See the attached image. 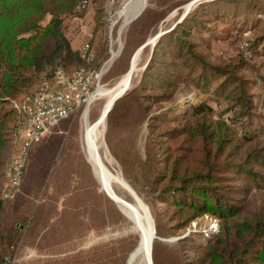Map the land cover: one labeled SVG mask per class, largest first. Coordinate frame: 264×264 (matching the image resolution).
<instances>
[{
  "label": "trees",
  "instance_id": "1",
  "mask_svg": "<svg viewBox=\"0 0 264 264\" xmlns=\"http://www.w3.org/2000/svg\"><path fill=\"white\" fill-rule=\"evenodd\" d=\"M79 1L0 0V264H16L13 259L24 233L32 231L34 224L31 217L12 211L10 201L20 192L38 139L28 149L19 186L11 197L4 194L17 106H24L28 115L43 82L54 79L58 69L73 74L100 59L101 52L94 45L102 29L106 0H89L83 12L77 9ZM190 1L152 0L133 21L126 48L138 50L149 38L156 37L161 33L160 24ZM202 1H196V8L185 15L183 22L162 30L140 84L124 93L109 112L107 142L115 150L121 141L114 142L112 134L116 137L123 129H135L147 122L146 165H153L156 152L166 157L162 172L154 168L153 189L159 188L175 199L173 206L186 220V228L198 216L209 215L220 223L219 233L210 237L213 242L201 249L199 264H264V200L247 216L241 207L246 197L237 196L247 194L252 186L263 188L264 148L246 150L245 145L264 136V124L253 125L252 113L259 105L255 104V94L248 91L251 86L236 72L250 69L251 61L264 55V32L260 38L247 39L240 56L217 49L219 64L207 61L216 42L227 40L215 34L217 23H226L232 14L243 17V10L263 0ZM90 10L94 13L93 37L88 40L84 57L72 44L73 34L80 32L74 18L86 19ZM206 35L213 41L205 39ZM90 54L92 58L88 59ZM181 75L197 89L216 82L215 91L230 106L217 117L207 101L187 104L177 111L170 107L172 118L151 116L162 105L175 102ZM258 80L264 89V76ZM254 90L264 104V94L258 93L262 88Z\"/></svg>",
  "mask_w": 264,
  "mask_h": 264
},
{
  "label": "rangeland",
  "instance_id": "2",
  "mask_svg": "<svg viewBox=\"0 0 264 264\" xmlns=\"http://www.w3.org/2000/svg\"><path fill=\"white\" fill-rule=\"evenodd\" d=\"M151 1H147V7ZM196 1L192 0L174 10L160 24L159 32L183 22L185 15L196 8ZM122 9L119 8L111 15L104 12L102 29L94 45L101 52L100 59L89 62L87 68H103L100 88L113 89L124 78L122 93H126L140 84L153 55V44L158 39L154 36L149 38V41H155L147 49L126 48L128 32L133 22L124 25L129 17L126 10L128 7L124 10L125 15H120ZM232 15L228 16L226 23L219 22L215 26V34H222L227 40L216 42L213 53L207 60L210 65L219 64L218 50L233 57L240 56L242 48H246V40L260 38L264 32V0L243 10V17ZM258 20H262V24L255 25ZM208 25L211 26L212 23ZM205 37L213 41L209 35ZM83 39L86 41L85 37ZM262 42L263 40L261 45ZM201 49L204 50L205 47ZM138 51L140 52L135 59L131 75L132 59ZM249 67L250 69H237L236 72L251 86L248 91L255 94V104L259 105V109L252 113L253 125L264 124V104L257 98L254 90L262 88L258 93L264 94L262 83L258 80L264 76V55H258ZM179 79L181 90L175 102L162 105V108L151 116L172 118L173 115L168 113L170 107L177 111L185 108L187 104L207 101L214 108V116L217 117L223 108L230 106L228 101L215 91L216 82H212L205 89H197L185 75L179 76ZM97 91L90 105L74 111L46 132L32 149V157L20 192L10 201L12 211L31 217L34 222L32 231L24 233L25 238L15 253L13 262L16 260V264H129L132 251L138 246L140 238L137 232L132 229L133 226L121 208L103 188L89 161L85 141V114L87 112L89 123L94 125L107 102V96L98 94ZM17 108L18 120L13 133L9 167L11 158L27 137L26 111L23 107ZM225 118L229 119L230 114ZM147 134V122L135 129H123L116 137L112 134L114 142L121 141L113 150L107 142L106 120L100 134L103 162L109 172L115 173L114 175L121 174L147 206L159 237L153 245L154 264H199L201 249L207 243L213 242L210 237L219 233L220 223L209 215L198 216L190 227L186 228V220L173 206L175 199L159 188L153 189L151 181L155 179L154 168L162 172L166 157L156 152L153 165L150 168L146 165ZM252 147L264 148V136L256 143L245 145L246 150H252ZM8 180L9 176L6 174L5 188ZM112 187L119 196L133 202L125 186L113 180ZM237 196L238 199L246 197L241 207L242 212L248 216L261 206L264 200V185L262 189L252 186L247 194L240 193ZM229 240L231 241V237ZM232 241L231 244H234ZM133 264L146 262L142 257H138Z\"/></svg>",
  "mask_w": 264,
  "mask_h": 264
},
{
  "label": "built area",
  "instance_id": "3",
  "mask_svg": "<svg viewBox=\"0 0 264 264\" xmlns=\"http://www.w3.org/2000/svg\"><path fill=\"white\" fill-rule=\"evenodd\" d=\"M130 1L106 0L105 12L107 15H111L119 8L124 9ZM88 5L89 0H80L77 9L79 12H83ZM74 21L86 36V41L81 48L82 55L86 57L89 48L88 40L93 37L91 26L82 16L75 17ZM90 58H92L91 54L88 56V59ZM103 74V68H82L73 74L58 69L54 79L43 82L42 89L34 98L32 110L26 116L27 137L12 159L9 181L4 191L5 197H11L20 184L22 167L32 142L56 127L61 120L67 118L74 111L85 105H90L95 97V91L101 87ZM23 108L26 111L24 106Z\"/></svg>",
  "mask_w": 264,
  "mask_h": 264
},
{
  "label": "bare ground",
  "instance_id": "4",
  "mask_svg": "<svg viewBox=\"0 0 264 264\" xmlns=\"http://www.w3.org/2000/svg\"><path fill=\"white\" fill-rule=\"evenodd\" d=\"M148 0H131L125 8L120 12V15H125L124 10L128 7V20L125 23H128L132 18H134L140 11L145 7ZM189 7V6H188ZM156 39V38H155ZM155 41V40H154ZM113 58V56H112ZM124 78L118 85L113 89H104L99 88L97 93L107 96V102L103 109L102 115L99 120L91 125L88 120V114L86 112L85 116V141L87 146V153L89 161L93 166L96 176L99 178L103 188L106 192L115 199L129 220L130 225L133 226L132 229L137 232L140 240L137 248L130 255L129 264H133L135 259L142 257L146 264H151L150 256L153 251L154 242L153 238L155 235V225L153 218L145 205L142 199L134 191V189L127 183V181L122 178L120 175H114L109 172L106 165L103 162L101 156V128L105 125L106 120H103L106 116L107 111L111 107L113 101L116 97L122 94ZM86 111V110H85ZM105 158V157H104ZM108 163V162H107ZM109 164V163H108ZM111 164V162H110ZM109 166V165H108ZM111 168V167H110ZM112 170V169H111ZM118 171V170H117ZM113 172V171H112ZM113 180L119 182L126 187L128 193L133 198V202H128L124 197L119 196L112 187ZM122 187V186H121Z\"/></svg>",
  "mask_w": 264,
  "mask_h": 264
},
{
  "label": "water",
  "instance_id": "5",
  "mask_svg": "<svg viewBox=\"0 0 264 264\" xmlns=\"http://www.w3.org/2000/svg\"><path fill=\"white\" fill-rule=\"evenodd\" d=\"M147 5H148V4L145 5V7L140 11V13H138L134 18H132L128 23H125L124 25H128V24L132 23L135 19H137V18L143 13V11H144L145 8L147 7ZM162 34H163V32L159 33V34L156 36V38L160 37ZM152 42H154V41H148L147 43H145V44L141 47V49H143L146 45H148V44H150V43H152ZM139 52H140V51H138V52L134 55V57H133V59H132L131 75H132L133 70H134V67H135V59H136V57L138 56ZM124 93H125V92H123L121 95H119L118 97L115 98V100L113 101L111 107H110L109 110L107 111L106 116H105V118H104L103 120H107V117H108V115H109V112H110L111 109L113 108L115 102H116V101H117V100H118V99H119ZM112 199H113V198H112ZM113 200H114V201L118 204V206L120 207L119 203H118L115 199H113ZM157 238H159V237L157 236V230H155V235H154L153 241H155V239H157ZM152 247H153V246H152ZM150 262H151V264H154V261H153V254H151V256H150Z\"/></svg>",
  "mask_w": 264,
  "mask_h": 264
},
{
  "label": "crops",
  "instance_id": "6",
  "mask_svg": "<svg viewBox=\"0 0 264 264\" xmlns=\"http://www.w3.org/2000/svg\"><path fill=\"white\" fill-rule=\"evenodd\" d=\"M105 3H106V1H105ZM105 7V6H104ZM105 12V11H104ZM86 20H87V22L91 25V30H92V28H93V26H94V13H93V11L92 10H90L88 13H87V15H86ZM83 37H85L86 38V36H85V34L84 33H82L81 31L77 34V33H75V34H73V36H72V44H73V47L75 48V49H79V50H81V48H82V46H83V44L85 43V40L83 39ZM82 39H83V41H82ZM74 40H75V42H74ZM75 44H76V46H75ZM26 130H27V133H28V127H26ZM17 153V152H16ZM16 155V154H15ZM14 155V156H15ZM14 156L11 158V160H10V162L12 161V159L14 158ZM12 163V162H11ZM10 165H8V167H9ZM9 172H10V167H9V169H7V172H6V174H7V177L9 176ZM9 181V180H8Z\"/></svg>",
  "mask_w": 264,
  "mask_h": 264
}]
</instances>
